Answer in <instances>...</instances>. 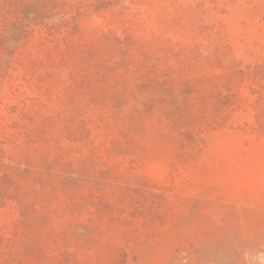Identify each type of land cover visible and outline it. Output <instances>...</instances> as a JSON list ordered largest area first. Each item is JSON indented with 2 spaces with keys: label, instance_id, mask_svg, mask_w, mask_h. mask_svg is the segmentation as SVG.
<instances>
[{
  "label": "rangeland",
  "instance_id": "1",
  "mask_svg": "<svg viewBox=\"0 0 264 264\" xmlns=\"http://www.w3.org/2000/svg\"><path fill=\"white\" fill-rule=\"evenodd\" d=\"M13 8L0 264H264V0Z\"/></svg>",
  "mask_w": 264,
  "mask_h": 264
},
{
  "label": "trees",
  "instance_id": "2",
  "mask_svg": "<svg viewBox=\"0 0 264 264\" xmlns=\"http://www.w3.org/2000/svg\"><path fill=\"white\" fill-rule=\"evenodd\" d=\"M15 1L0 0V112L16 110L15 106L2 103V97L5 94L11 97L18 95L19 89L12 88L15 74L22 70L23 61L29 68H33L36 63V59L31 54L23 56L24 46L29 42V38L36 34V31L39 35L42 29L35 20L34 14L30 13L28 18H23L21 11L14 10ZM23 7L26 8V4L20 7L23 12H26ZM5 176L4 178H10Z\"/></svg>",
  "mask_w": 264,
  "mask_h": 264
}]
</instances>
